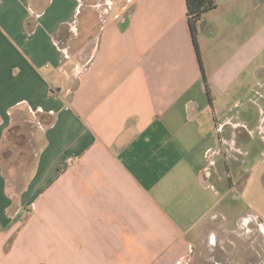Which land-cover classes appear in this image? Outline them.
Listing matches in <instances>:
<instances>
[{
  "label": "crops",
  "instance_id": "1",
  "mask_svg": "<svg viewBox=\"0 0 264 264\" xmlns=\"http://www.w3.org/2000/svg\"><path fill=\"white\" fill-rule=\"evenodd\" d=\"M212 1L200 65L184 0H0V264H264V0Z\"/></svg>",
  "mask_w": 264,
  "mask_h": 264
},
{
  "label": "trees",
  "instance_id": "2",
  "mask_svg": "<svg viewBox=\"0 0 264 264\" xmlns=\"http://www.w3.org/2000/svg\"><path fill=\"white\" fill-rule=\"evenodd\" d=\"M186 6V17L187 24L191 35L192 44L195 50V54L198 60V63L201 65L200 54L197 44V35L201 30L202 26V16L204 12L211 10L215 7V4L212 0H184ZM202 74L203 71L201 70ZM8 146L13 145L12 140V131H9L7 136ZM24 145V143H22Z\"/></svg>",
  "mask_w": 264,
  "mask_h": 264
},
{
  "label": "rangeland",
  "instance_id": "3",
  "mask_svg": "<svg viewBox=\"0 0 264 264\" xmlns=\"http://www.w3.org/2000/svg\"><path fill=\"white\" fill-rule=\"evenodd\" d=\"M86 10V7L84 6L82 9H81V13L83 14V12ZM83 16V15H82ZM79 19L81 20V15H80V17H79ZM98 26V23L96 22L95 23V28ZM86 56H88V54L86 53L85 54ZM260 103H261V100H260ZM25 171L23 170L22 171V173L20 174V176H19V180H20V183H21V185L23 184L24 185V183H25ZM9 176L10 175H8V173H7V177H8V179L10 180V178H9ZM19 183V184H20ZM6 188L8 189V195L11 193V189H12V187L11 186H8V185H6ZM24 215V211L22 210V216ZM23 219V217H21L20 218V220L19 221H21ZM228 227L229 228H234V224H233V222L230 220L229 221V224H228ZM2 230V228H0V231ZM13 238L14 237H10L6 242H5V244H4V247H3V249H4V251L5 252H7L8 250H9V248H10V246H11V244H12V241H13ZM256 250H257V253H258V257L260 258V260H262L263 262H264V253L258 248V247H256ZM20 260V259H19ZM19 260H15V258L13 259V262H14V264H21L20 262H19Z\"/></svg>",
  "mask_w": 264,
  "mask_h": 264
},
{
  "label": "built area",
  "instance_id": "4",
  "mask_svg": "<svg viewBox=\"0 0 264 264\" xmlns=\"http://www.w3.org/2000/svg\"><path fill=\"white\" fill-rule=\"evenodd\" d=\"M130 1V0H129ZM66 58H67V56L66 55H64Z\"/></svg>",
  "mask_w": 264,
  "mask_h": 264
}]
</instances>
